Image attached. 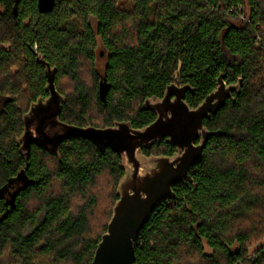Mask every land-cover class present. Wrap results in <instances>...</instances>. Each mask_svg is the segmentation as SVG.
Instances as JSON below:
<instances>
[{"label": "trees", "instance_id": "trees-1", "mask_svg": "<svg viewBox=\"0 0 264 264\" xmlns=\"http://www.w3.org/2000/svg\"><path fill=\"white\" fill-rule=\"evenodd\" d=\"M38 1L0 0V264H92L125 175L120 155L84 139L60 157L33 145L26 168L25 116L48 96L37 54L57 69L61 121L79 127L142 128L155 120L145 100L170 87L191 86L196 108L221 75L242 79L205 120L203 157L144 227L136 264H264V0H55L46 13Z\"/></svg>", "mask_w": 264, "mask_h": 264}, {"label": "water", "instance_id": "water-1", "mask_svg": "<svg viewBox=\"0 0 264 264\" xmlns=\"http://www.w3.org/2000/svg\"><path fill=\"white\" fill-rule=\"evenodd\" d=\"M55 0H39L41 13L51 11ZM103 54V53H102ZM37 59L45 68L48 98L40 99L31 105L27 119L33 114L36 120L38 137L26 131L18 140L20 153L29 168L32 144L48 150L60 157V146L69 139H84L92 142L101 151L107 148L122 155L125 175L121 179L111 221L107 232L97 246L92 264H136V242L146 224L166 201L176 199L174 188L185 182L191 169L202 159L205 146L212 134L205 128V120L216 115L243 87L241 79L237 85H228L225 76L217 80L216 89L202 103L191 108L185 101L187 92L194 93L191 86L179 88L173 98L167 89L161 99H147L143 104L145 111L157 114L151 125L136 130L131 123H116L115 127L100 129L94 126L79 127L61 121L63 97L56 86L57 69L52 68L45 57L37 54ZM104 98V97H103ZM63 129L55 136L46 134L47 127ZM177 146L179 151L173 158H145L142 149L151 148L162 139ZM199 145H196L198 140Z\"/></svg>", "mask_w": 264, "mask_h": 264}, {"label": "flooded vegetation", "instance_id": "flooded-vegetation-1", "mask_svg": "<svg viewBox=\"0 0 264 264\" xmlns=\"http://www.w3.org/2000/svg\"><path fill=\"white\" fill-rule=\"evenodd\" d=\"M37 49V48H36ZM36 55V53H35ZM36 57V56H35ZM101 58H105L104 54L101 53L100 55ZM37 59V57H36ZM51 66V65H50ZM44 67V66H43ZM52 67V66H51ZM53 68V67H52ZM44 74H45V69H44ZM56 78H57V73H56ZM46 85H47V80H46ZM46 85H45V91H46ZM56 86H57V81H56ZM58 88V87H57ZM100 89H101V96H102V100L104 102H106V99H107V95H108V85H107V81L103 78L102 80H100ZM172 94H173V98L179 93V88L174 86L173 89L171 90ZM188 93V92H187ZM186 93V94H187ZM186 96V95H185ZM104 97V98H103ZM48 98V96L45 98V100ZM192 108V107H191ZM30 112V111H29ZM152 112V111H151ZM154 113V112H152ZM29 114V113H28ZM155 115V120L154 122L156 121L157 119V114L154 113ZM120 123V122H118ZM27 131L30 133V134H33V138L34 137H38L37 133H36V128H37V125H36V120L33 119V114L27 119ZM26 124H25V128H24V132L26 131ZM115 124L116 122L113 123V125L109 126V127H96V128H100V129H106V128H112V127H115ZM70 125V124H69ZM132 125V124H131ZM149 126V125H148ZM133 127V126H132ZM147 127V126H145ZM145 127H142V128H139V127H133L134 129L136 130H139V129H143ZM63 133V129L59 128V127H56V128H51V127H47L46 128V134L47 135H50L51 137L52 136H55V135H59V134H62ZM24 134V133H23ZM169 139L168 138H164L162 139L160 142L156 143L155 145H153L151 148H144L142 149V154L145 158H161V157H168V158H173L177 153L181 152L183 153V150L181 149L179 151L178 147L177 146H173L171 143H169L168 141ZM68 141V140H66ZM201 142V140L199 139L197 142H196V145H199ZM64 143V142H63ZM62 143V144H63ZM61 144V145H62ZM33 145H37V144H32ZM32 146H31V149H32ZM38 146V145H37ZM61 148V146H60ZM163 151H161L162 149ZM166 149V150H165ZM52 154V153H51ZM120 157L122 158L123 160V156L120 155ZM124 167V166H123ZM19 181V180H18ZM26 183V178H20V182L18 183V186L16 187V189L13 190V192H11L9 195L8 194H4L5 190H7L8 188L4 189L3 191V194L5 196H13L14 192H17L16 190H18L19 188L23 187L24 184ZM11 186V185H9ZM16 194V193H15ZM7 196V197H8Z\"/></svg>", "mask_w": 264, "mask_h": 264}, {"label": "rangeland", "instance_id": "rangeland-1", "mask_svg": "<svg viewBox=\"0 0 264 264\" xmlns=\"http://www.w3.org/2000/svg\"><path fill=\"white\" fill-rule=\"evenodd\" d=\"M103 66H104V63L98 62V69L102 70ZM84 68L85 69L83 70V73H82L83 77L87 81L88 85L91 87L93 82L91 80L89 65L87 67H84ZM12 70L14 73L17 72L16 67H13ZM59 86L65 92H69L70 90H72L71 82L66 80V79L61 80ZM103 180H105L104 182L108 183L106 186H108L111 189V187L113 186V181L108 176H106ZM17 186H18V183L13 182L12 185L9 186V188L7 190H5L4 194L9 195L11 192H13L14 189H16ZM117 189H118V187H117Z\"/></svg>", "mask_w": 264, "mask_h": 264}]
</instances>
